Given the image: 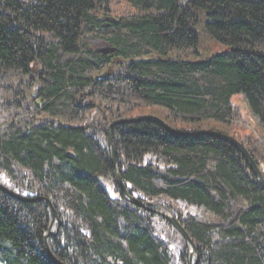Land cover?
Listing matches in <instances>:
<instances>
[{
  "label": "trees",
  "instance_id": "16d2710c",
  "mask_svg": "<svg viewBox=\"0 0 264 264\" xmlns=\"http://www.w3.org/2000/svg\"><path fill=\"white\" fill-rule=\"evenodd\" d=\"M119 1L137 14L113 18V0H0V182L65 209L49 240L62 264H189L171 224L123 198L106 130L143 106L172 128L210 130L241 95L264 132V0ZM207 40L224 50L185 57ZM112 139L122 182L169 201L153 203L186 231L198 264H264V188L238 150L152 122L116 125ZM48 211L0 191V264H55ZM153 218L178 234L177 254Z\"/></svg>",
  "mask_w": 264,
  "mask_h": 264
},
{
  "label": "rangeland",
  "instance_id": "374dc122",
  "mask_svg": "<svg viewBox=\"0 0 264 264\" xmlns=\"http://www.w3.org/2000/svg\"><path fill=\"white\" fill-rule=\"evenodd\" d=\"M110 13L113 16L121 17V15H130V14H137V12L127 6L124 2H121L119 0H113L112 4L110 5ZM109 14V13H108ZM100 42V41H98ZM95 49L100 50V48H104V45L101 43H93L95 45ZM199 50H202L203 55L210 56L212 54L222 52L224 48L220 46L217 43H214L211 40L205 41ZM179 56V54H176ZM190 55V56H188ZM185 57L188 59L195 60L197 58V53L195 54H188ZM232 105L234 107V112L236 115L235 121L231 125L224 126L219 123L215 122H207L205 127H209L210 130L213 129L217 132L224 133L229 137H233L237 141H244L246 142L247 139L252 141L253 146L257 150V156L260 159H264V132L262 131L261 127L259 126L258 122L255 120V118L251 115L249 112L245 101L243 100V97L241 95H236L232 97ZM116 106H114L115 108ZM147 115H153V116H159L162 117L165 115V113L161 109L156 108H147L145 106L140 107L136 110H134L131 114L125 115L124 117H140V116H147ZM177 127H183L182 124H177ZM185 129H189L187 127H183ZM263 137V138H261ZM248 152V151H247ZM249 153V152H248ZM250 155V153H249ZM251 156V155H250ZM258 165L260 166V169L264 172V164L261 162H258ZM2 176V175H0ZM4 183V181H1ZM5 187L10 189L11 185L9 183H5ZM108 190L112 193L113 189L111 187H107ZM163 198H157V199H151L152 202L159 201ZM166 199H163L162 202H165ZM169 202V201H167ZM175 207H177L182 213H185L188 211V208H186L184 205L180 203H174ZM158 222V223H157ZM153 224L156 230V233L164 239L165 244H168L170 248L172 249L173 253H176L181 249V239L178 236V234L170 228L167 224L163 223L161 220H157L153 218ZM55 230V228H54ZM164 237V238H163Z\"/></svg>",
  "mask_w": 264,
  "mask_h": 264
},
{
  "label": "water",
  "instance_id": "95a60500",
  "mask_svg": "<svg viewBox=\"0 0 264 264\" xmlns=\"http://www.w3.org/2000/svg\"><path fill=\"white\" fill-rule=\"evenodd\" d=\"M101 52V51H99ZM102 53H107L106 50L103 51ZM138 122H152L155 123L157 125H159L160 127H162L164 130H166L167 132H169L170 134H179L177 132H175L174 130H172L164 120H162L161 118L157 117V116H153V115H147V116H140V117H132V118H126V119H119L114 121L113 123H111L107 130H106V136H107V141H108V147L110 150V155H111V161L112 164L114 165V180L116 182V184L120 187V189L123 191L125 198L128 201H132L134 204H136L137 206L140 207H146L148 206H153L154 213L157 214L158 216L162 217L165 221H167L168 223L171 224V226L182 236V238L185 240L186 244L188 245L189 249H190V263L196 259L197 260V252H196V248L194 246L193 241L191 240V238L188 236V234L186 233V231L182 228V226L179 224V222L175 219V217L168 211H166L164 208H162L159 204H146V203H142V202H138V201H134L131 200L130 197H128V193L126 191V187L124 186V183L122 182L121 178H120V174H119V170L117 168V160H116V156H115V150H114V146H113V141H112V129L114 126L119 125V124H124V123H138ZM184 136H199V135H205V136H210V137H214L217 139H220L222 141H225L227 143H230L231 145H233L234 147H236L238 150H240V152L242 153L245 161L247 162V164L250 167V171L252 172V174L256 177L257 181L261 184V186L264 188V176L262 175V173L259 170V167L257 166L256 162L252 159V157L248 154V152L244 149V147L242 145H240L237 140H235L233 137H229L224 133H220V132H201V133H181ZM180 134V135H181ZM0 190L9 196H15L16 198H23V197H19V194H16L15 192H13L11 189H8L5 186L0 185ZM48 203V207L49 209L52 211L54 210L53 205L49 202ZM55 223H57L56 225V229L53 231V227L55 225ZM61 223L57 220V218L53 215V219L51 220V224L49 227L48 232L46 233L45 237H44V243H45V250H46V254L49 257V259L55 263V264H62L59 261H57L55 259V256L53 255L51 248H50V244H49V240L52 236H56L58 233V228L60 227Z\"/></svg>",
  "mask_w": 264,
  "mask_h": 264
},
{
  "label": "bare ground",
  "instance_id": "6f19581e",
  "mask_svg": "<svg viewBox=\"0 0 264 264\" xmlns=\"http://www.w3.org/2000/svg\"><path fill=\"white\" fill-rule=\"evenodd\" d=\"M101 19V21H104V18L103 17H101L100 18ZM100 42H97V44H99ZM95 46H96V44L95 45H93V48H95ZM200 49V48H199ZM198 49V56L199 57H204L205 58V55H203V53H202V50H199ZM206 57H208V56H206ZM236 119V115H234L231 119H230V122L229 123H223L222 125H224V126H227V125H231L233 122H234V120ZM167 124V123H166ZM168 125V124H167ZM172 130H174L175 132H177V133H179V134H172V135H179V136H184V135H182L181 133H201V132H216L215 130H204V131H181L180 129L181 128H183V127H175V128H172L170 125H168ZM209 128V127H208ZM181 134V135H180ZM190 136H192V135H190ZM261 138H263V137H261ZM112 141H113V139H112ZM240 145H242L243 147H244V149L246 150V151H248L247 150V147H246V143H247V141L246 142H244V141H237ZM228 144H230V143H228ZM231 145V144H230ZM113 146H114V143H113ZM231 146H233V145H231ZM234 147V146H233ZM236 150H238L236 147H234ZM114 150H115V147H114ZM238 152L242 155V153L240 152V150H238ZM109 153H110V150H109ZM249 154V153H248ZM111 156V155H110ZM115 156H117V152H116V150H115ZM117 158V157H116ZM117 162V161H116ZM113 165V164H112ZM258 166V165H257ZM259 167V166H258ZM117 168H118V163H117ZM113 169H114V165H113ZM259 170H260V172L262 173V170L259 168ZM263 175V174H262ZM254 178L256 179V177L254 176ZM256 181H257V179H256ZM114 182H115V180H114ZM258 182V181H257ZM259 183V182H258ZM115 184H116V182H115ZM260 184V183H259ZM0 185H2V186H5V184L4 183H2V182H0ZM261 185V184H260ZM103 186L105 187H111L112 189H113V186H111L109 183H106V184H104V182H103ZM116 186L119 188V190H120V192L122 193V195H123V198L129 203V204H131V205H133V206H135V207H137V208H139V209H142V210H144V211H147V212H150V213H154V208H153V206H146V207H140V206H137L136 204H134L132 201L130 202V201H128L126 198H125V195H124V193H123V191L120 189V187L116 184ZM124 186L126 187V191H127V193H128V197H130L131 198V200H136V201H138V202H142V203H146V204H155V203H153V202H151L150 200H148V199H146V198H143V197H141V196H139L136 192H132V191H130V189H129V186H127V185H125L124 184ZM13 192H15L16 194H19L18 192H16L15 190H13V189H11ZM1 191V190H0ZM7 196H9V195H7ZM19 197L21 196V197H23V198H16L15 196H9L10 197V199H12V200H14V201H16V202H19V203H42L43 205H45L47 208H48V203L47 202H49V203H51L52 204V201L48 198V197H44V196H42V195H39V194H19L18 195ZM54 210H50L49 209V211H48V213H49V216H50V219L52 220L53 219V215L57 218V220L59 221V222H61V218H60V216H61V214L65 211V209H59V210H57V209H55V208H53ZM167 211V210H166ZM169 212V211H168ZM158 223V222H157ZM60 228V227H59ZM59 228H58V230H59ZM177 232V231H176ZM48 259H49V257H48ZM56 259V258H55ZM50 260V259H49ZM57 260V259H56ZM51 261V260H50ZM58 261V260H57ZM189 264H198V262H197V260L196 259H194L191 263H190V249H189Z\"/></svg>",
  "mask_w": 264,
  "mask_h": 264
}]
</instances>
